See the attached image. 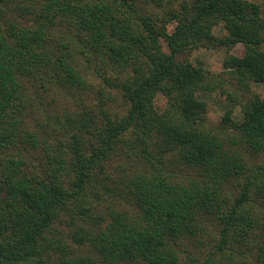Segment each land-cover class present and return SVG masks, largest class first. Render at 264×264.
<instances>
[{"label": "trees", "instance_id": "obj_1", "mask_svg": "<svg viewBox=\"0 0 264 264\" xmlns=\"http://www.w3.org/2000/svg\"><path fill=\"white\" fill-rule=\"evenodd\" d=\"M222 47L221 73L184 57ZM252 84L255 2L0 0V264H264V98L233 90Z\"/></svg>", "mask_w": 264, "mask_h": 264}, {"label": "rangeland", "instance_id": "obj_2", "mask_svg": "<svg viewBox=\"0 0 264 264\" xmlns=\"http://www.w3.org/2000/svg\"><path fill=\"white\" fill-rule=\"evenodd\" d=\"M255 2L261 6L262 14L264 17V0H248ZM173 24L169 27V33L172 32ZM216 34L218 36H227L228 29L225 28L223 25H220L216 29ZM166 38H162L163 41V49L164 51L168 52V49L166 47V41L164 40ZM243 46L237 45L235 48H233L230 53L235 55H241L243 53ZM228 49H225L222 47L218 50H207V49H201L197 50L191 55L184 56L188 57L189 60L196 66L204 68L205 70H208L212 73H221L224 71V59L227 55ZM236 87V88H235ZM234 91H237L239 94L244 96L242 103H245L248 101L251 95L253 94H259L264 98V84H252L250 86L249 91H247L246 88H242L239 86H233ZM208 103L209 112H208V125L210 128L214 130L215 134H220L224 137L227 136V134L230 135H236L237 131L234 125L227 126L222 123L223 117L225 116L226 112L231 108V104L226 100L225 97L220 96L219 94H212V95H206L204 97ZM164 101L161 102L163 104ZM241 104L237 105L236 108H234V115L233 120L235 122H239L241 120ZM228 128V129H225ZM252 163L254 165H260L264 163V155L260 157H251ZM179 174H187V170L184 168H178L176 170Z\"/></svg>", "mask_w": 264, "mask_h": 264}]
</instances>
